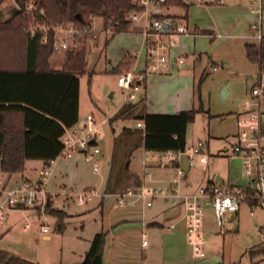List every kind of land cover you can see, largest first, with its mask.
I'll return each mask as SVG.
<instances>
[{
  "label": "rangeland",
  "instance_id": "374dc122",
  "mask_svg": "<svg viewBox=\"0 0 264 264\" xmlns=\"http://www.w3.org/2000/svg\"><path fill=\"white\" fill-rule=\"evenodd\" d=\"M7 2L10 0H4L3 4ZM172 9L176 10L175 8ZM4 15L0 14V19H3ZM249 21L252 22L251 18ZM34 24L35 22L32 21L29 28ZM102 25L101 17L93 19L92 30L99 33L98 42L89 40L86 54L87 71L79 76L78 123H85L88 114L93 116L97 125L96 130L99 132V145L106 157L110 153L114 135H119L124 126L131 128L137 126L136 119L132 115L118 119L112 124L108 122L109 115L118 108L120 103L128 102L124 99L125 90L117 84L119 74L113 69L126 55H130L133 60L129 70L139 72V70L145 69V48L141 47L140 38L137 39V42L135 41L134 34L120 32L116 33L102 49L104 38L110 35V33L101 32L103 30ZM221 40L224 41L222 45H215L211 51L207 48L202 52L201 61H199L200 73L194 84L192 102L191 99L189 102V108L201 106L202 111L195 114L193 121L188 123L186 128L185 148L195 144L198 140H202L205 144L208 162L196 163L183 176L178 184L182 193H186L184 187H188L187 193H192L199 186L204 185L208 179L214 178L215 180L213 173L216 171L222 173L224 186L235 183V181L241 184L245 179L242 174L240 159L230 156L229 149L237 140L238 121L243 118L248 120L250 118L248 110L256 106L257 100L251 94V87L257 74H250L257 69V65L247 59L243 44L237 43L238 41L234 36ZM65 54L66 52L63 50H54L50 57L51 66L61 67V63L66 57ZM207 56H210V59ZM204 65L205 70L202 73L201 68ZM214 66H216L215 70L213 69ZM245 84H247L246 90ZM227 86L235 90V94L223 97L221 90ZM135 93L137 94L138 91ZM136 98L137 95L131 101ZM238 107L240 110L236 112ZM262 142L264 143V137ZM224 146H226V151H223ZM220 149L221 151L218 152ZM217 153L223 155H217ZM145 154L146 152L142 148L136 150L131 158L130 168L143 177L145 187L166 186L167 184L163 182L152 180L153 175H146L149 170L142 162L146 158ZM185 160L186 156L183 154L180 157L181 166L185 164ZM34 161L38 160H29V163ZM96 162L101 167V160ZM200 165L209 166V172L207 171L206 175L199 168ZM154 168L165 175L169 171L171 173L173 171L170 166L156 165ZM101 171L95 174L94 186L98 187L100 183ZM1 175L5 178L3 173ZM96 198L93 197L83 204L70 201L65 208L73 214L63 218L61 230L57 228V216L50 212L37 216L36 212L30 208L7 210L0 225V234L3 233L0 237V248L22 254L30 259L39 258L42 264H59L61 259H63V264L65 258L72 255L70 251L77 247V245H73L72 240L76 236L85 237L89 233L91 235L93 227H99V212L97 210L93 212L84 211V208ZM158 198H151V202ZM104 199L110 201L112 196L105 195ZM147 199L150 200V198ZM147 199H144V203ZM81 209L83 210L80 211L82 213H75ZM6 222H10L8 227L5 225ZM26 223L29 224L28 227L24 226ZM41 224L49 225L47 233L41 232ZM82 224H84L83 228L80 226ZM263 224L264 209L260 207L251 208L247 202H243L237 214V222H233L225 234H220L213 224V208L210 204H205L203 206L202 232L206 240V255L193 257L194 259H187L185 262L183 260V264H199L204 260L211 264H264V254L260 252L264 248V233L259 229ZM45 234L51 235L52 238L44 239L43 235ZM145 239L150 242L149 248L151 249L150 260L147 261V264H161L162 257L159 245L153 247V242L149 236L147 237V234ZM185 253L187 254L186 244Z\"/></svg>",
  "mask_w": 264,
  "mask_h": 264
},
{
  "label": "trees",
  "instance_id": "16d2710c",
  "mask_svg": "<svg viewBox=\"0 0 264 264\" xmlns=\"http://www.w3.org/2000/svg\"><path fill=\"white\" fill-rule=\"evenodd\" d=\"M23 6L27 0H15ZM35 9L23 13L16 6L11 15L0 20V170L11 175L23 173L29 160L46 164L62 149L61 137L65 128L78 123L79 76L87 71V46L92 38L88 32L76 36L75 48L65 54L61 67L50 66L54 52V31L58 24L72 22L78 28H92L95 17H101L102 29L111 27L102 49L116 34L128 31L132 22L125 13L136 9L133 0H33ZM3 0H0V5ZM169 4L188 6L182 0H168ZM43 11V14L41 13ZM49 27L47 41L41 34L29 32L31 22ZM250 62L264 71V43L245 44ZM132 57L126 55L113 69L119 75L129 70ZM145 88V80L142 92ZM202 107H191L176 113H148L144 110V96L122 103L108 117L112 124L132 115L142 127L124 126L114 136L110 172L104 191H124L129 178L128 165L133 152L142 146L147 151H178L186 146V128ZM253 208L252 202H247ZM61 230L66 213L52 207ZM264 228V224L260 226ZM3 233L0 234V237ZM105 233L94 234L80 264H102ZM264 254V248L260 250ZM0 264H39L0 248ZM231 264V263H229ZM236 264V263H232Z\"/></svg>",
  "mask_w": 264,
  "mask_h": 264
},
{
  "label": "crops",
  "instance_id": "0c3cea01",
  "mask_svg": "<svg viewBox=\"0 0 264 264\" xmlns=\"http://www.w3.org/2000/svg\"><path fill=\"white\" fill-rule=\"evenodd\" d=\"M14 6L13 0L4 4L2 2L0 5V14H5L3 19H6L11 15ZM172 8H175L176 10ZM167 10L172 14L184 16L188 26L193 30V33L176 37V44L171 48L166 63L161 66L160 69L145 74L146 80L144 91L142 92L140 90L136 95L139 97L142 95L144 96V110L148 113L172 114L180 110L189 109L190 99L191 102L193 99L194 84L200 73L199 61H201L202 52L207 50V48L211 51L215 45H222L224 41L221 39H227L228 37L234 36L238 41L237 43L243 44L244 48L247 43H264V0H220L216 3L203 5L192 4L187 9L183 7H171ZM250 18L252 22L260 19L261 34L263 36L262 40L257 38L258 32L250 26ZM124 33L134 34L136 42L138 41L137 39L140 38L141 47L144 49L141 25L139 23H132L129 30L124 31ZM179 57L183 58V62H178L177 59ZM207 57L209 58L210 56ZM212 63L214 64V62ZM146 64L147 61L145 58V67ZM215 67L216 66L213 68L214 70ZM204 70L205 65L201 68V72L203 73ZM259 72L260 68L257 65V69L252 71L250 75L255 73L258 74ZM227 88L226 97L235 94V90H232L229 86H227ZM246 88L247 84H245V90ZM122 103L123 102H121L120 105ZM239 110L240 107L237 108L236 112ZM115 111H113V113ZM258 111L260 114V126L264 134V99L259 103ZM113 142L114 137L110 153L106 157L103 155L98 139L100 154H98L93 160H86L80 153H75L69 158H59L53 165L48 189L59 191L62 188L69 189L70 187H75L77 189L93 188L98 189V191L103 194L112 196V193H106L104 189L110 172ZM140 148L144 149L142 146L138 147L134 150L133 155L135 151ZM206 148H208L207 145ZM223 148V151L227 150L226 146ZM220 151L221 149L218 150V152ZM145 152L146 157L151 156L155 151L145 150ZM217 155L223 154L217 153ZM97 160H101L102 165L101 167L99 166V170L95 172L93 167ZM145 161L146 159L142 162L145 163V167H148L147 170H149V172H146V175H153L152 180L154 181H160L167 185L170 184L169 179L173 175V171L172 173L169 171L167 175H165L155 170V162L149 159L148 161L150 162ZM130 164L131 159L128 165L129 178L126 179L125 185L127 186V189L139 191L145 187L142 179L143 177L134 172L130 168ZM42 166L43 164L41 161L30 163L27 161L26 170L23 173H14L11 175L2 173L9 184L26 177H34ZM182 167L187 168L186 160ZM205 167L206 166L204 165H200L199 168L202 169L206 175L209 166ZM99 171L102 172V176L97 187L94 186V183L96 182L95 174ZM189 171L190 168L186 173ZM214 174L215 180L223 185L224 177L221 176L222 173L216 171L213 175ZM212 180H214V178L208 179L207 182ZM245 181L246 179H244V182L241 184H244ZM231 184L239 183L235 181V183H230V185ZM179 190L182 193V189ZM184 191L187 193L189 191L188 187H184ZM116 192L120 191L117 190L114 193ZM104 196L105 195L96 196L97 198L84 208V211L87 212H93L94 210L99 212V227L94 226L91 235L89 233L88 235L86 234L87 236L85 237L76 236V238L72 240L73 245H77V247H74L76 249L70 251L72 252V255L65 258L63 264H80L85 252L90 246L94 234L97 232H104L106 239L102 264H147L151 255V249L149 248L150 242L147 241L145 246L142 245V232H145L147 237L149 236L151 238L153 247L159 245L162 257L161 264H183V260L185 262L187 259H194L185 253L184 208L182 202L176 195L169 194L167 196H160L157 200L151 202L150 205L144 203V200L141 198L128 197L127 202L120 207H115L118 205L115 204L113 197L110 201H107L104 199ZM70 201L74 200L69 197L58 196L55 199L53 207H58L62 209L67 216H71L73 212L67 211L65 208L69 205ZM80 211L83 210L75 211V213H82ZM9 224L10 222H6V227H8ZM83 225L84 224L80 226L83 228ZM170 225H172L173 228H169ZM259 229L261 230L262 228L259 227ZM43 238L51 239L52 237L49 234H45L43 235ZM81 238L83 239L82 241ZM138 241L139 243H137ZM9 252L42 264L41 259L39 258L30 259L22 254L13 253L11 251ZM62 261L63 259H61L59 264H62ZM199 264L211 263L204 260Z\"/></svg>",
  "mask_w": 264,
  "mask_h": 264
},
{
  "label": "built area",
  "instance_id": "2783aa9c",
  "mask_svg": "<svg viewBox=\"0 0 264 264\" xmlns=\"http://www.w3.org/2000/svg\"><path fill=\"white\" fill-rule=\"evenodd\" d=\"M14 5L23 13H28L35 9L33 0H27L23 6L15 0ZM137 5L136 9H130L125 13V19L132 23L141 25V35L145 48V58L147 61L143 71L135 72L127 70L117 78V84L125 90L124 99L131 101L135 98L137 91L142 90L145 74L158 70L169 58L171 48L176 44V37L193 33L188 26L186 19L182 15L170 13L167 9L178 7L169 4L168 0H133ZM188 7L192 4L216 3L220 0H182ZM43 14V11H41ZM258 34L257 38L262 40L260 19L250 23ZM41 34L40 41L45 43L49 32V27L44 23H35L29 28V32L34 35ZM54 50L60 49L70 52L75 48L76 36L88 32L92 38L98 37V32L92 28H78L72 22L58 24L53 28ZM103 33H110L111 27L102 30ZM134 56V55H133ZM178 62H183L179 57ZM251 94L257 100L255 108L248 110L250 118L238 121L237 140L229 149L230 156L238 157L241 160V169L246 181L244 184H231L224 186L216 180L209 181L199 186L192 193H181L178 184L186 171L196 163H206L207 153L205 144L198 140L195 144L184 148V150H168L157 152L151 156H146V160H152L156 165L173 168V175L170 184L164 187H144L139 191L127 189L112 193L116 205L121 206L127 202L128 197L141 198L146 200V204H151V198L176 195L182 202L185 222V235L187 254L190 257H204L206 255V240L204 238L203 227V206L210 204L213 208V223L216 231L225 234L232 223L237 222V214L243 202H252L254 207L264 209V137L260 126V114L258 106L260 100L264 99V71L257 74L251 87ZM138 127H142L141 122H137ZM96 123L91 114L86 116L83 124L76 123L72 127L65 128L61 137L62 149L58 155L44 164L34 177H26L19 181L8 184L3 178L0 170V225L4 219V213L11 209L30 208L37 216L45 215L54 206L56 197L64 196L72 198L76 203L83 204L96 196H103L98 189L85 188L77 189L70 187L62 188L59 191L48 189V184L52 176L53 165L59 158H69L75 153H80L86 160H93L100 154L98 145L99 132L96 130ZM186 156L187 168L180 165V157ZM94 171L99 170L97 162L94 163ZM252 214V211L250 212ZM29 226L28 223L25 224ZM169 228H173L172 225ZM48 224H41V232L47 233ZM264 233V228L261 229ZM146 233L142 232V245L147 244Z\"/></svg>",
  "mask_w": 264,
  "mask_h": 264
},
{
  "label": "water",
  "instance_id": "95a60500",
  "mask_svg": "<svg viewBox=\"0 0 264 264\" xmlns=\"http://www.w3.org/2000/svg\"><path fill=\"white\" fill-rule=\"evenodd\" d=\"M226 91H227L226 88H222L221 94H222L223 97H226V95H227L226 94L227 93Z\"/></svg>",
  "mask_w": 264,
  "mask_h": 264
}]
</instances>
